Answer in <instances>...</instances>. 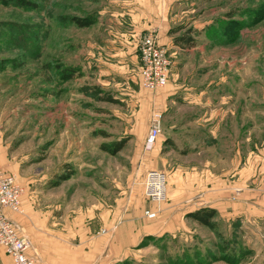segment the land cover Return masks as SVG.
<instances>
[{
  "label": "rangeland",
  "instance_id": "rangeland-1",
  "mask_svg": "<svg viewBox=\"0 0 264 264\" xmlns=\"http://www.w3.org/2000/svg\"><path fill=\"white\" fill-rule=\"evenodd\" d=\"M24 1L32 6L0 4V165L14 166L38 197L121 183L152 100L135 79V50L119 40L129 29L125 0ZM184 1L171 28L192 27L195 47L177 52L176 68L187 101L199 104L173 97L177 118L159 138L168 156L153 170L166 177V199L174 171H204L211 203L221 202L214 179L233 191L224 208H213L220 237L189 220L177 234L144 238L139 264H264V210L248 209L264 172V0ZM73 18L95 22L77 28ZM122 139L116 155L102 150Z\"/></svg>",
  "mask_w": 264,
  "mask_h": 264
},
{
  "label": "crops",
  "instance_id": "crops-1",
  "mask_svg": "<svg viewBox=\"0 0 264 264\" xmlns=\"http://www.w3.org/2000/svg\"><path fill=\"white\" fill-rule=\"evenodd\" d=\"M184 2V0H125L124 2V15L128 14L129 29L119 40L122 41L121 43L125 42V48L128 50H135V56L130 59L133 61L135 59V79L138 85L137 40L141 36L148 33L156 35L159 45L168 52L171 67L167 85L163 89L155 94L141 90L152 100L147 103L145 107L147 111L142 115L140 129L143 131L136 136L135 140L138 144L133 155L129 157L127 164L129 169L123 170L125 175L121 183L103 181L95 188L90 186L85 188L86 191L82 188V193H74L73 197H38L37 192L34 191L36 189H30L28 184L22 181L14 166L0 165V170L16 174L25 188V194L21 198L22 214L16 215L8 211L6 214L29 238L31 247L27 255L34 264H139L143 262L141 251L145 248L139 244L144 238L152 237L154 240L164 234H177L185 230L186 221L190 220L185 218V215L197 208L211 207L219 210L225 207L223 203L226 202V192L231 189L233 191V187L230 183L227 186L224 177L213 180L215 182L211 189L217 192L213 196L215 200L221 201L216 203L218 207H215L216 204L211 203L209 193L205 191L209 177L205 176L204 171L171 172L168 177L169 196L164 203L156 204L147 200L143 192L144 174L157 168L163 155H167L162 152V140L159 138L162 132H166L167 123L177 118L176 115L171 114L176 105L173 97L179 94L186 100V105L199 104L187 101L190 89L187 84L179 82L180 71L176 68L177 52L184 53L189 49H181L173 42L174 37L180 35L179 33L186 28L171 33L177 29L171 27ZM190 28L192 27H187ZM194 28H201V25H195ZM132 51L128 53L132 54ZM152 112L161 114V134L155 147L150 151H144L143 143ZM170 126L173 127L169 130L177 134L174 125ZM171 136L173 135L168 139H171ZM255 180L260 188L254 191V197L259 201L248 206L254 215L264 210V172ZM235 185L238 184L235 182ZM236 188L240 187H234ZM195 189L196 192H193ZM242 199L238 198L234 205L240 207L239 210L245 203ZM195 203L197 204L194 205ZM226 206L230 207V204ZM146 211L155 212L156 217L147 218ZM0 264H14L1 246Z\"/></svg>",
  "mask_w": 264,
  "mask_h": 264
},
{
  "label": "built area",
  "instance_id": "built-area-1",
  "mask_svg": "<svg viewBox=\"0 0 264 264\" xmlns=\"http://www.w3.org/2000/svg\"><path fill=\"white\" fill-rule=\"evenodd\" d=\"M139 68L138 82L144 91L155 94L168 82L171 60L167 50L159 45L154 33L145 35L138 45ZM161 134V114L153 112L144 140V150L155 147ZM144 196L147 200L160 204L166 200V177L158 171H149L144 179ZM25 188L14 173L0 170V246L3 247L14 264H34L27 252L31 242L21 227L11 220L6 212L22 214L21 198ZM149 219L156 217L155 212H145Z\"/></svg>",
  "mask_w": 264,
  "mask_h": 264
},
{
  "label": "trees",
  "instance_id": "trees-1",
  "mask_svg": "<svg viewBox=\"0 0 264 264\" xmlns=\"http://www.w3.org/2000/svg\"><path fill=\"white\" fill-rule=\"evenodd\" d=\"M9 3L15 4L16 6H19V7H25V8L32 6L30 3H28L24 0H0V4H2V5H6ZM71 21L73 22V24H75V26L77 28L89 27L92 24H94V22H95V20L93 18H91L89 20L73 18V19H71ZM180 28L174 29L175 31H172L171 33H177L178 29L182 30ZM191 34H192V30L188 29L184 33H181L180 35L174 37V39H173L174 44L176 46H179L182 49H184V48L190 49V48L195 47V39H194V37H192ZM68 71H69V69H68ZM65 76H66V78H71V76H73V73L67 72V70H66ZM127 140L128 139H122V140L114 143L111 146L103 147L102 150L104 152H107L110 155L114 156L124 148L125 144L127 143ZM165 142L172 145V143L169 142L168 140ZM70 178H71V172L70 173H63L62 175H60L58 177V180L54 184H52V186L53 187L58 186L61 182L67 181ZM216 214H217L216 210L211 208V207H201L197 210H194V211L186 214V218L196 222L200 226L208 228L210 231L215 233L217 235V237H220L219 234L217 233V223H216V221H214ZM230 259H231V257L228 255V257L225 260H227V262H234V261H231Z\"/></svg>",
  "mask_w": 264,
  "mask_h": 264
}]
</instances>
